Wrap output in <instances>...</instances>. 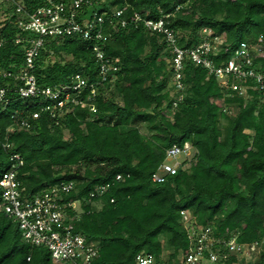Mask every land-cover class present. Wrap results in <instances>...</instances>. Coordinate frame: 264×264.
Listing matches in <instances>:
<instances>
[{
    "label": "trees",
    "instance_id": "obj_1",
    "mask_svg": "<svg viewBox=\"0 0 264 264\" xmlns=\"http://www.w3.org/2000/svg\"><path fill=\"white\" fill-rule=\"evenodd\" d=\"M39 1L24 0L28 8ZM113 8L152 18L162 9L182 47L197 43L203 27L226 34L222 55L242 40L261 36L264 45V0H95L87 11ZM7 23L1 30L14 34ZM46 49L67 57L45 64L48 52H41L35 71L39 83L65 82L75 72L88 82L97 80L87 41L70 37L47 43ZM103 51L120 69L112 82L97 86L92 110L74 105L61 124L41 117L29 119V128L12 130L13 110L34 106L15 95L8 107L0 106V176L8 168L9 153L17 152L23 159L18 178L27 193L73 181L76 192L69 197L78 199L82 210L75 229L99 246L92 264H134L142 251L153 253L158 262L160 255L176 259L188 247L180 209L188 210L197 224L213 222L216 232L239 231L240 241L264 239V100L254 95L224 113L217 81L188 62L184 74L190 96L167 121L165 112L172 110L170 56L161 34L131 24L106 37ZM23 52V45L7 41L0 47V66L15 68ZM260 60L264 67V57ZM63 128L67 139L60 136ZM4 141L11 147L2 146ZM185 142L195 150L194 162L186 167L183 160L177 174L152 182L150 175L166 148ZM80 163L81 176L73 170ZM118 173L124 175L120 181L115 180ZM105 182L109 187L90 199L89 192ZM0 264L58 263L47 248L24 242L18 225L0 210ZM241 264H264V247L256 260Z\"/></svg>",
    "mask_w": 264,
    "mask_h": 264
},
{
    "label": "built area",
    "instance_id": "obj_2",
    "mask_svg": "<svg viewBox=\"0 0 264 264\" xmlns=\"http://www.w3.org/2000/svg\"><path fill=\"white\" fill-rule=\"evenodd\" d=\"M95 0H40L28 8L24 0H0V47L7 41L24 46L21 63L15 68L0 66V106L8 107L11 96L29 99L34 106L14 109L10 128H29L30 120L41 117L54 125L61 124L65 113L74 105L93 109L92 100L97 86L112 82L115 72L120 69L103 51L106 37L118 28L128 25L141 26L154 34H161L169 52V70L172 109L184 99L188 84L185 81V66L188 62L206 70L223 90L220 105L228 113L238 103L246 102L256 95L264 100V57L262 37L255 41H240L228 55L225 33H213L203 27L200 40L190 46L182 47L176 31L170 27L163 13L156 18L148 17L138 11L129 12L125 8L87 11ZM15 29V33L3 32L6 24ZM87 41L97 65V80L88 82L78 73H70L65 82L41 84L37 80L36 62L43 51L47 56L54 50L46 49V44L54 41L61 43L65 38ZM2 146L10 148L4 141ZM191 145L172 144L165 150L164 160L151 173L155 183L165 182L178 173L182 161L181 155H187ZM23 159L17 152L9 153L8 168L0 176V210L12 224L18 225L24 242L32 246L47 248L50 258L58 264H92L99 255L97 241L88 239L76 230V223L82 212L80 201L69 197L76 192L73 181H59L44 189L27 193L18 178V168ZM128 176V174H126ZM123 174H116L120 181ZM109 182L97 184L89 192L90 199L103 193ZM113 201V199H111ZM181 222L187 232L188 247L181 251L176 259L169 260L160 255L158 262L150 252H139L134 264H241L252 261L254 255H260L264 239L240 241L239 231L216 232L213 222L197 224L186 209H180Z\"/></svg>",
    "mask_w": 264,
    "mask_h": 264
},
{
    "label": "rangeland",
    "instance_id": "obj_3",
    "mask_svg": "<svg viewBox=\"0 0 264 264\" xmlns=\"http://www.w3.org/2000/svg\"><path fill=\"white\" fill-rule=\"evenodd\" d=\"M66 57H67V56H64V57H63V52H62V51H59V50H56V51H55V50H54L52 53H50L49 56L44 57L43 60L45 61L44 63L46 64V62L48 63V62H50V61H56V60H61V59L64 60V59H66ZM169 87H171V86L169 85ZM170 89H171V88H170ZM111 90H112L114 93H115V91H116V89H115V87H114L113 85H111ZM172 93H173V92H170L171 95H172ZM114 95H115V94H114ZM184 96H188V97H189V96H190V92H189V91H185V92H184ZM173 111H174V109L165 112V113H166V119H167V121L171 120V115H172ZM140 128H141V131H142L143 133H147V130H146V128H145V126H144L143 124L140 125ZM60 136H61L63 139H67V138H68L69 133H68V131H67L66 128H63V129H62ZM194 151H195L194 148L191 147L190 150H189V153H188L187 155H181V156L179 157V159H180L181 161L187 159V162H186V164H185L184 166L187 167L189 164H191L192 162H194V161H192V160H194V159H193ZM73 170L77 171V172H78V175L81 176L82 173H83V170H84V164H83V163H80L79 165L75 166V167L73 168ZM160 239H161L162 242L164 243V237H163V236H160ZM262 248H263V247L260 248V251H261ZM163 249H164V252L167 251V249L165 248V246H164ZM258 256H259V255H254V256H253L254 259H252V260H256V259L258 258Z\"/></svg>",
    "mask_w": 264,
    "mask_h": 264
}]
</instances>
